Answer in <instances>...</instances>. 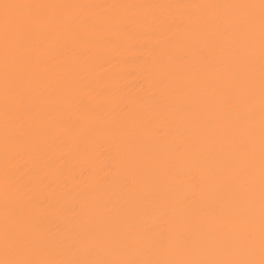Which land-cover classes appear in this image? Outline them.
Wrapping results in <instances>:
<instances>
[{"label": "bare ground", "instance_id": "6f19581e", "mask_svg": "<svg viewBox=\"0 0 264 264\" xmlns=\"http://www.w3.org/2000/svg\"><path fill=\"white\" fill-rule=\"evenodd\" d=\"M0 3L45 6L0 34V260L28 210L32 258L260 259V0Z\"/></svg>", "mask_w": 264, "mask_h": 264}, {"label": "snow or ice", "instance_id": "6c2138e0", "mask_svg": "<svg viewBox=\"0 0 264 264\" xmlns=\"http://www.w3.org/2000/svg\"><path fill=\"white\" fill-rule=\"evenodd\" d=\"M45 7L38 4H19V3H0V9H3L2 23H0V34L3 36L5 44V62L7 64L9 56L14 49L11 46L14 40L27 36L32 30L33 20L17 14L20 9H34ZM233 8H255V4L227 5ZM260 10V40H261V214L259 225L260 240V259L254 258H223V259H38L32 258V249L36 246L35 237L39 235L40 217L33 215L31 210L19 218L21 227L13 230L6 226L4 231V243L6 252L13 250L14 258H5L0 260V264H264V0H260L258 5ZM241 23L237 18L236 24ZM246 23L251 25L252 20L247 19ZM7 79V77H6ZM11 91L7 87L6 94ZM248 184L241 183L240 190L248 191ZM27 203V202H26ZM44 202L41 201L38 207L41 209ZM8 215L15 216V209H8ZM249 242L254 241V235L249 232ZM164 234H161L163 240ZM44 244V241H40ZM121 249L130 247L127 239L119 243Z\"/></svg>", "mask_w": 264, "mask_h": 264}, {"label": "rangeland", "instance_id": "374dc122", "mask_svg": "<svg viewBox=\"0 0 264 264\" xmlns=\"http://www.w3.org/2000/svg\"><path fill=\"white\" fill-rule=\"evenodd\" d=\"M7 178V177H6ZM4 181H8V179L4 180Z\"/></svg>", "mask_w": 264, "mask_h": 264}]
</instances>
